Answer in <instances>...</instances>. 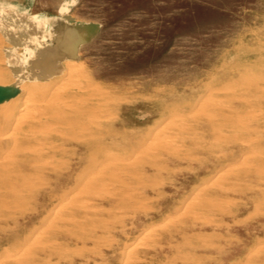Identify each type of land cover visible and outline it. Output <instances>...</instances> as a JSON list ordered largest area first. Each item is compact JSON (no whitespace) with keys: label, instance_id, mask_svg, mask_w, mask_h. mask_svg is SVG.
<instances>
[{"label":"rangeland","instance_id":"374dc122","mask_svg":"<svg viewBox=\"0 0 264 264\" xmlns=\"http://www.w3.org/2000/svg\"><path fill=\"white\" fill-rule=\"evenodd\" d=\"M4 7L36 23L31 44L2 23ZM0 11V238L28 235L0 264H264V0ZM73 32L70 57L60 36ZM80 144L102 148L74 176Z\"/></svg>","mask_w":264,"mask_h":264},{"label":"bare ground","instance_id":"6f19581e","mask_svg":"<svg viewBox=\"0 0 264 264\" xmlns=\"http://www.w3.org/2000/svg\"><path fill=\"white\" fill-rule=\"evenodd\" d=\"M1 21H2V23L8 28V29H12L15 33H16V35L18 36V38L19 39H21L22 40V42L24 43V44H26V43H29V44H31L32 43V41H33V39H34V34H33V31H30V30H28V31H26V30H23V27H22V24H21V22L20 21H18V22H13V20H12V17H10L9 15H7V14H3L2 15V19H1ZM24 33H27V35L28 36H25L24 35ZM9 34V33H8ZM9 38V37H8ZM28 45V44H27ZM48 54L49 55H51V54H53V51L52 50H49V52H48ZM54 75V74H53ZM52 75V76H53ZM51 76V77H52ZM65 77H67V73H66V76ZM62 78V77H61ZM67 80V79H66ZM29 81H30V79H29ZM53 81H54V79H53ZM52 81V82H53ZM51 82V78H50V80H49V83ZM61 82V81H60ZM62 84V83H61ZM56 88V87H55ZM7 92H8V90H0V96L2 97V96H6L7 95ZM58 106V105H57ZM86 112V111H85ZM20 114V113H19ZM18 114V115H19ZM18 115H16V117H18ZM15 117V118H16ZM20 118V117H19ZM16 120V119H15ZM17 121H18V119H17ZM16 121V123L18 124V122ZM14 123V122H13ZM16 124V125H17ZM20 124V123H19ZM18 124V125H19ZM12 125H15V123L14 124H12ZM11 125V126H12ZM13 127V126H12ZM14 128V127H13ZM12 129V128H11ZM85 134V133H84ZM1 135V134H0ZM84 136V135H83ZM87 141V140H86ZM112 145H110V147H111ZM79 147H82L81 149H82V151H81V149H79ZM107 147H108V145H107ZM12 148L13 147H11V149L10 150H12ZM77 148L79 149L78 151H81L80 152V154L82 155V158L78 161V164H77V166H76V172H75V174H74V176H77V175H79V174H83L85 171H88L89 169H91V167L97 162V158H98V155H100V150H101V148H102V146H99V145H97V144H92V145H90V146H87V145H83V144H80V146H77ZM30 149V148H29ZM93 150H96V152H93ZM12 152V151H11ZM9 153V152H8ZM91 153V154H90ZM10 154V153H9ZM236 155H238V153L237 154H234V155H232V156H230V157H227V158H224V160L221 162V163H219L218 165H216V166H212L211 168H209V169H207L206 171H203L202 172V174L199 176V179H198V181H196V183L192 186V189L193 190H196L197 188H199L200 186H202V185H206V184H209V183H211V181H212V179H213V177L216 175V174H220L224 169H225V167L228 165V163H229V160L230 159H232V158H234ZM105 158H107V157H105ZM126 158V157H125ZM129 159V158H128ZM135 161V160H134ZM107 162V161H106ZM114 162V161H113ZM118 162V161H117ZM126 162H128V161H126ZM133 162V161H132ZM102 164V163H101ZM104 164V163H103ZM102 164V165H103ZM107 164V163H106ZM228 167V166H227ZM226 167V168H227ZM97 169V168H96ZM90 174V173H89ZM92 174V173H91ZM90 174V175H91ZM74 176H72V178L74 177ZM111 176V175H110ZM218 176V175H217ZM87 177V176H86ZM91 177H92V175H91ZM90 177V178H91ZM112 177V176H111ZM216 177V176H215ZM58 178H59V176H58ZM89 178V177H88ZM89 178V179H90ZM83 179V178H82ZM88 180V179H87ZM211 180V181H210ZM214 180V179H213ZM33 181V180H32ZM84 181V180H83ZM116 181V180H115ZM75 182V181H74ZM83 183V182H82ZM15 184H16V182H10V180H5V181H3V185L5 186V187H7V188H9V190L10 189H12V188H14L15 187ZM32 184V183H31ZM80 185V184H79ZM23 186V185H22ZM21 187V186H20ZM76 188H77V185L75 186ZM16 188H17V186H16ZM8 190V189H7ZM193 192V191H192ZM69 194V193H68ZM71 194H72V192H71ZM69 196V195H68ZM68 196H67V198H68ZM70 197V196H69ZM70 198H68L67 200H66V198H65V200L66 201H64V202H67L68 200H69ZM62 202V201H61ZM63 202V203H64ZM187 202V201H186ZM59 204V203H58ZM57 205V204H56ZM63 205V204H62ZM59 206V205H58ZM61 207V206H60ZM59 207V208H60ZM168 208H170V207H168ZM167 208V209H168ZM54 209V208H53ZM57 209V208H56ZM58 210V209H57ZM169 210V209H168ZM55 211V210H54ZM169 213H167V210L165 209V213L164 214H159V212H158V214H157V216L156 217H158V215H161L162 216V219L163 220H165V219H168L172 214H174L175 212H176V203L174 204V206L173 207H171V209L168 211ZM170 212H172V213H170ZM55 212H53L52 214H54ZM48 217H50L49 216V214L47 215ZM55 217V216H54ZM155 217V218H156ZM47 220V219H46ZM154 220V219H153ZM153 220H152V222H153ZM152 222H150V224H152ZM164 222H166V221H164ZM50 223V222H49ZM48 223V224H49ZM155 223V222H154ZM167 223V222H166ZM164 225V224H163ZM48 226V225H47ZM1 227V226H0ZM2 228V227H1ZM0 228V229H1ZM39 228H40V226H39ZM43 229V228H42ZM35 230V229H34ZM36 230H37V227H36ZM197 235V233H195V234H192L191 235V237L192 236H196ZM28 235H27V233L26 234H23V233H18L17 231H15V230H13V231H10L9 233H6L3 237H1L0 238V252L2 251V252H9L12 248H14L16 245H18L22 240H24L26 237H27ZM144 236V235H143ZM142 236V237H143ZM32 237V236H31ZM140 237H141V235H140ZM28 238V237H27ZM258 239V238H257ZM256 239V240H257ZM255 242H258V241H255ZM27 243V242H26ZM254 243V242H253ZM27 244H29V243H27ZM252 244V243H251ZM258 244V243H257ZM260 244V243H259ZM23 246L25 247V245L23 244ZM27 246V245H26ZM256 246V245H255ZM254 246V247H255ZM24 247H22L21 248V250L24 248ZM251 247V246H250ZM253 248V247H252ZM28 249V248H27ZM255 249V248H254ZM253 249V253H254V250ZM20 250V251H21ZM24 250H26V249H24ZM20 253V252H19ZM9 254V253H8ZM22 254V253H21ZM20 254V255H21ZM4 255V254H3ZM10 255V254H9ZM5 256H6V254H5ZM13 256V255H12ZM15 256V255H14ZM2 257H4V256H2ZM19 257V256H18ZM7 258L9 259V257L7 256ZM2 259V258H1ZM12 259H14V257L12 258ZM2 260H4V259H2ZM1 260V261H2ZM0 261V262H1ZM13 264V263H12Z\"/></svg>","mask_w":264,"mask_h":264},{"label":"crops","instance_id":"0c3cea01","mask_svg":"<svg viewBox=\"0 0 264 264\" xmlns=\"http://www.w3.org/2000/svg\"><path fill=\"white\" fill-rule=\"evenodd\" d=\"M11 6L14 7V4L11 5ZM13 7H4V8H2L1 11H5V10L9 11V12H5L4 14L9 15L10 17H12V19H13L14 17L19 18V17L21 16V17L24 19V21L27 22V24H28V29H29L30 31H32V30H33V27H32L31 25H35V27H36V23H34V22H32V21L30 22L29 20H27L26 17H25L23 14H20L21 12L15 10ZM1 11H0V12H1ZM14 12H15V13H14ZM18 13H19V14H18ZM35 27H34V28H35ZM60 38H62L63 40H64V38H65L64 41H65V42L68 41V45H69V46H67V48H66V50L63 52V54H65V55H67V56H70V57H75V53H74V51H75L76 43H77V41L83 39V35L80 36V34L78 35V34H75V32H73V33H70V34H67V35L60 36ZM62 56H63V55H62ZM62 56H61V57H62Z\"/></svg>","mask_w":264,"mask_h":264}]
</instances>
